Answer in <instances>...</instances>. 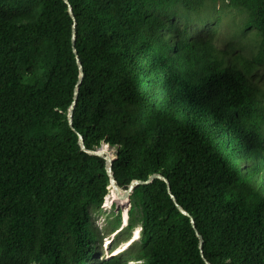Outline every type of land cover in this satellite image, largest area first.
I'll use <instances>...</instances> for the list:
<instances>
[{"label": "trees", "instance_id": "16d2710c", "mask_svg": "<svg viewBox=\"0 0 264 264\" xmlns=\"http://www.w3.org/2000/svg\"><path fill=\"white\" fill-rule=\"evenodd\" d=\"M68 2L0 0V264H207L191 217L211 264H264V0ZM210 5L254 43L197 36ZM80 135L117 149L120 187L160 174L190 216L166 181L139 184L100 260L94 214L114 189Z\"/></svg>", "mask_w": 264, "mask_h": 264}, {"label": "rangeland", "instance_id": "374dc122", "mask_svg": "<svg viewBox=\"0 0 264 264\" xmlns=\"http://www.w3.org/2000/svg\"><path fill=\"white\" fill-rule=\"evenodd\" d=\"M195 19L189 27L197 36L200 37H213V40L217 44V46L221 49H229L234 46L237 49H240V41H243V45L250 44L253 39L251 37H247L244 33V22L245 16L240 14L239 12L232 9H225L222 12H218L214 10L213 6L210 5L206 8L205 11L201 12L199 15H193ZM256 31V30H255ZM246 36V37H243ZM248 41V43H247ZM254 43V41H252ZM247 52V51H246ZM258 78H260V83L264 86V69L258 74ZM117 149L114 148L113 156H116ZM115 193L113 192L112 197L106 200L105 205L101 206L100 210L94 214L95 224L102 230L103 233V243H102V251L104 256H100V260L103 258H110L114 254L110 252V248L112 246L111 241L115 237V234L118 231H115L112 234H107L109 223L115 218V213L118 211L113 208V205L116 204L115 201ZM120 229L127 226L128 221H122ZM141 228L136 227L133 230L132 236L129 241L124 242L115 251V253H119L124 250L130 243L140 238Z\"/></svg>", "mask_w": 264, "mask_h": 264}, {"label": "water", "instance_id": "95a60500", "mask_svg": "<svg viewBox=\"0 0 264 264\" xmlns=\"http://www.w3.org/2000/svg\"><path fill=\"white\" fill-rule=\"evenodd\" d=\"M66 3H69L68 0H65ZM69 11H70V14H71V17L73 18L74 20V23L76 24V18H75V15H74V12L72 10V7L71 5L69 4ZM74 24V25H75ZM75 27V26H74ZM75 45H76V32H75V29H74V34H73V48H74V51L76 53V57H77V63H78V66H79V70H80V77H79V81H78V85H80L83 81V78H84V68H83V65H82V62L80 61L79 59V56L76 52V49H75ZM78 93H79V90L78 88H76V92H75V101L73 102V104L71 105L70 107V111H69V123L71 125V127L73 126V116H74V108H75V105H76V100L78 98ZM80 145L82 147V149L88 153H91V154H95V155H99V156H102L104 157L106 160H107V172H108V175L110 177V180H111V185L113 186V188L117 191V193H119V197H127L128 198V211H129V208H130V195L131 193L133 192L135 186L139 185V184H147V183H151L154 179L158 178V179H162L164 181L167 182L168 184V191L171 195V198L173 199V201L176 203V205L178 206V209L185 215L187 216H190V214L183 209V207L181 205H179L176 197L174 196V194L172 193L171 191V185L169 184L168 180L160 175V174H153L152 176L149 177L148 180L146 181H143V180H135L133 181L127 190L123 189L122 187H120L118 184H117V181L115 179V176H114V173H113V161L116 159V156L113 157V155L106 149L105 145L102 146L99 150L97 151H93V150H88L84 144V138L82 135H80ZM121 190L125 192L124 195H121ZM116 210L119 211V207L116 206ZM191 222L196 230V233L200 239V248H201V254L205 260V262L207 264H211L205 257L204 255V251H203V244H204V238L203 236L199 233V231L197 230L196 228V225H195V220L191 217Z\"/></svg>", "mask_w": 264, "mask_h": 264}, {"label": "bare ground", "instance_id": "6f19581e", "mask_svg": "<svg viewBox=\"0 0 264 264\" xmlns=\"http://www.w3.org/2000/svg\"><path fill=\"white\" fill-rule=\"evenodd\" d=\"M105 147L113 155V152L114 151L112 150V148H110L107 145H105ZM110 186H112V185H110ZM114 193H115V199H114V201L117 204V206L119 207V209L126 207L128 205V198L126 196L125 197H119V193H117V191L115 189H114ZM120 193H121V195H124L125 194V192L122 191V190H121Z\"/></svg>", "mask_w": 264, "mask_h": 264}]
</instances>
